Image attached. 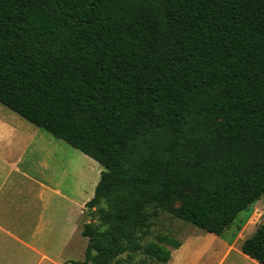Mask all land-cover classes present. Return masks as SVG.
Listing matches in <instances>:
<instances>
[{
    "label": "trees",
    "instance_id": "obj_1",
    "mask_svg": "<svg viewBox=\"0 0 264 264\" xmlns=\"http://www.w3.org/2000/svg\"><path fill=\"white\" fill-rule=\"evenodd\" d=\"M0 103L102 166L72 262L165 263L150 207L222 235L264 195V0H0Z\"/></svg>",
    "mask_w": 264,
    "mask_h": 264
},
{
    "label": "crops",
    "instance_id": "obj_2",
    "mask_svg": "<svg viewBox=\"0 0 264 264\" xmlns=\"http://www.w3.org/2000/svg\"><path fill=\"white\" fill-rule=\"evenodd\" d=\"M40 129L0 103V264H74L67 258L84 255L90 198L79 199V184L76 194L63 186L62 171L51 168L52 141ZM221 242L217 264L232 251L260 264L235 250L231 237Z\"/></svg>",
    "mask_w": 264,
    "mask_h": 264
},
{
    "label": "rangeland",
    "instance_id": "obj_3",
    "mask_svg": "<svg viewBox=\"0 0 264 264\" xmlns=\"http://www.w3.org/2000/svg\"><path fill=\"white\" fill-rule=\"evenodd\" d=\"M41 131L46 136L47 140L45 141H52L50 145L52 151L51 168L53 171H62L63 186L76 194L77 191L72 189L79 184L78 187L82 188L80 194L78 193L79 199L91 198L95 185L99 180L102 166L63 140L55 138L44 130ZM150 209L152 212V224L149 234L143 237L142 243L156 241L157 234H164L177 239L181 242V246L173 248L161 243L163 247L170 251L171 257L166 263L157 262L138 252L133 253L132 259L126 264H217L218 258L224 250L221 242L223 238L231 237L233 243L235 242L232 247L239 251L242 240L252 234L260 223L264 222V195L258 197L245 210L240 211L234 222L224 230L225 232L222 235L209 233L159 208L150 207ZM86 216L89 220L97 223V208L93 207L91 210L86 211ZM76 256L77 254L67 259L76 261L78 258ZM83 256L82 254L80 259L83 260ZM120 257L123 260H128L125 253L121 254ZM229 261H233V264H253L234 251L231 252L224 264ZM66 264L72 263L67 262ZM74 264L77 263L74 262Z\"/></svg>",
    "mask_w": 264,
    "mask_h": 264
}]
</instances>
